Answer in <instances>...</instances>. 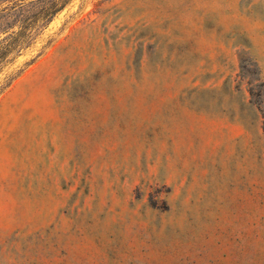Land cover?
I'll list each match as a JSON object with an SVG mask.
<instances>
[{
	"label": "rangeland",
	"instance_id": "1",
	"mask_svg": "<svg viewBox=\"0 0 264 264\" xmlns=\"http://www.w3.org/2000/svg\"><path fill=\"white\" fill-rule=\"evenodd\" d=\"M41 24L0 63V264H264V0Z\"/></svg>",
	"mask_w": 264,
	"mask_h": 264
},
{
	"label": "trees",
	"instance_id": "2",
	"mask_svg": "<svg viewBox=\"0 0 264 264\" xmlns=\"http://www.w3.org/2000/svg\"><path fill=\"white\" fill-rule=\"evenodd\" d=\"M70 0H1L7 4L1 9L0 63L12 53L18 56L21 50L32 44L35 30L44 27ZM12 19L8 23L7 19ZM17 28L15 31H10ZM10 31V33H8ZM13 57V58H14ZM12 58V59H13Z\"/></svg>",
	"mask_w": 264,
	"mask_h": 264
}]
</instances>
